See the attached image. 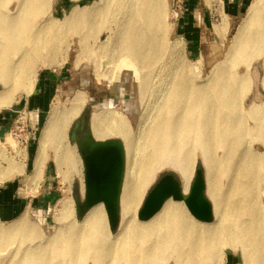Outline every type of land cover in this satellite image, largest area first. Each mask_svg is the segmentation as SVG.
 Instances as JSON below:
<instances>
[{
	"label": "bare ground",
	"instance_id": "bare-ground-1",
	"mask_svg": "<svg viewBox=\"0 0 264 264\" xmlns=\"http://www.w3.org/2000/svg\"><path fill=\"white\" fill-rule=\"evenodd\" d=\"M10 1H17L24 11L10 17L5 16L3 8ZM105 1L95 0L83 7L75 6L60 19L43 21L41 28L37 30V22L46 14L49 0H0V109L8 107L14 101L16 93L22 91L26 95L32 91L37 64H44L51 54L59 51L65 34L76 33L79 26L90 24L91 18L96 24L98 22L94 21L95 18L100 21L109 18L111 10H105ZM134 1L130 3L133 10L130 17L121 27L118 26L120 29L114 43L115 48L123 47L124 61L129 69L116 74L113 72L108 79L111 84L121 77L125 78V89L131 97L124 102V112L119 113L116 106H108L101 99H91L83 91L74 94L68 108L54 106L44 125L39 141L41 149L34 160L35 169L31 177V190L37 192L42 180L39 162L46 145L56 149L60 163L66 160L75 163L72 152L64 147L62 129L66 128L71 119L78 118L86 103L92 104L95 107L91 110L90 126L94 139H119L125 149L119 227L114 234L110 232L104 219V206L99 204L88 211L82 219L84 224L77 228L70 224L71 207H74L75 202L64 200L58 214V222L64 226L62 231L51 233L53 237L40 252L12 254L10 260L13 264H49L51 257L58 256V244L65 241L69 242L68 247L62 252L68 254L66 256L72 262L76 257H82L79 254L87 253V242L94 241L100 244L102 255L98 257L105 264H157L169 254H175L176 264H198L205 259L210 264H222L223 246L235 247L238 243L246 254L245 263L264 264V200H259L260 208L253 204L243 206L238 202L229 208L220 197L216 185L215 146L224 150L223 161L227 151L229 158H233L249 133L244 115H239L233 104L235 96L239 97L241 92L248 90V76L231 75L227 69L221 68L218 69L221 77L215 75L217 79L211 87H201L183 74L178 75L177 66L174 67L175 76L168 82L160 78L154 84L158 88L157 92H149V78L143 76L142 69L162 68L167 64L162 56L165 33L160 25V0ZM254 1L256 0L251 3L250 23L257 21L261 10L260 1ZM114 2L119 5L120 0ZM100 25L101 29L109 28ZM259 28V31L248 34L249 36L244 30L237 34L229 49L230 65H250L253 58L261 55L264 22H259ZM101 29H94L93 32H101ZM85 39L84 36L83 40ZM176 43L181 49L186 45L184 38L177 39ZM104 78H107L106 74H96L97 82ZM261 85L264 89V75ZM137 89L141 104V112L138 114L134 101ZM250 111V118H258L264 122V102L252 107ZM35 115L37 120L38 115ZM32 117L34 119V114ZM260 141L264 142V137ZM9 143L17 149V142L12 137L9 138ZM70 146L76 148L75 145ZM20 151L24 152L23 159L27 155L26 151ZM254 154L257 159L263 156ZM196 155L200 156L204 170L206 196L212 205L213 220L208 223L200 222L188 212L183 202L170 200L150 220L137 222L135 211L142 202L145 189L159 170L172 167L178 174L183 195L188 194ZM30 165L32 164L27 166ZM9 166L11 164L7 167ZM27 166L25 163L18 166L19 176L24 174ZM234 192L240 196L245 195L244 198L250 194L241 185H237ZM260 196L264 197V190ZM230 223L236 225V229L229 228ZM18 234L23 236H17ZM36 234V228L26 215L2 228L0 264H5L3 258L12 245L22 241L29 242L33 236L37 237Z\"/></svg>",
	"mask_w": 264,
	"mask_h": 264
},
{
	"label": "rangeland",
	"instance_id": "rangeland-1",
	"mask_svg": "<svg viewBox=\"0 0 264 264\" xmlns=\"http://www.w3.org/2000/svg\"><path fill=\"white\" fill-rule=\"evenodd\" d=\"M256 1H260L261 9L258 12L259 16L256 22L250 23L249 21L252 7L250 5L245 16L235 22L226 21L227 25L225 27H221L222 22L220 19L214 18L211 22L213 24V26H210L211 28L207 27L206 22L202 21L201 25L198 24L197 34H190V30L192 32L193 30L190 28L191 25L188 19L185 18L186 12H189V7L187 6L185 8L184 0H160L158 4L160 25L164 28L165 33L164 52L162 56L167 64L162 68L154 67L153 69H149L146 67L142 69L143 76H148L149 78L147 90L154 93L158 89L155 88L154 84L159 82L160 78L168 82L173 75H176L174 67L177 68V66L179 69L178 75L183 74L189 80H192V83L201 87L203 85L211 87L212 83L217 79L215 75L218 74V69L221 68L227 69L231 75L248 76V90L245 93L241 92L239 97L238 95L235 96L233 104L238 109L239 115H244L245 121L249 126V133L242 145L237 149V153L233 158H229L227 151L226 159L223 161L224 150L217 146L214 148L217 160V190L229 208L236 202L243 206L253 204L254 207L256 205L260 208L259 200H264V197L260 196L262 190H264V142L260 141L261 137H264V122L258 118L254 119L249 117L251 113L250 109L264 102V89L261 85V79L264 75V45L260 51L261 55L258 58H253L250 65L241 63L232 66L228 61L229 49L233 45L235 38H237V34H241L243 30L246 35L254 34L257 30H260L259 22H264V0ZM60 2L61 0H49L46 14H43L37 22V30L41 28L40 25L43 21L55 17L56 9L60 6ZM134 2V0H120L119 5L114 0H106L103 2L105 10H111L109 12V18L102 21L95 18L94 21L98 22V24L92 22L91 18V23L86 26H79L76 33L69 32L65 34L59 51L53 55L51 54L44 64H37L36 74L33 79L35 85L32 91L26 95L22 91L16 93L14 101L8 107L0 109V114L12 115L8 134L0 142L3 157H5L8 163L9 160H14L13 156H23L24 152L19 150L24 151L26 149L28 154L30 153L34 159L36 158L37 152H40L41 149L39 141L43 135L44 125L48 120L52 108L54 106L68 108L74 94L78 92H87L88 96L89 94L95 93L96 98L102 97L104 101H108L113 106H116L119 113L124 112V102L128 101L131 97L125 89V78L119 75L121 78L111 84L108 82V79L112 76L113 72L116 74V72L118 73L123 69H129V65L124 61L125 53L123 47L118 46L115 48L114 43L117 40L120 29L118 26L121 27L130 17L133 11L130 3ZM3 11L5 16L10 17L18 12L22 13L24 9L23 7L21 9V6L19 7L17 1H10L7 3V7L3 8ZM61 11L64 15L62 6ZM100 24L106 25L109 28L101 29ZM94 29H101L102 31L94 33ZM84 36L86 38L85 40H83ZM180 38H184L186 41L183 49L179 48L176 43V40ZM82 40L84 41L83 43ZM96 74H106L107 78L102 79L101 82H97ZM218 75L221 77L220 74ZM123 84L124 88H122ZM105 94L110 95L106 97ZM40 95L43 97L41 104L36 103V101H30L31 96L35 97ZM138 96L137 89L134 96V101L137 105V114L141 112V104ZM87 108L88 105L86 103L79 114ZM23 109L28 114V120L26 121L27 132L25 134L27 142L17 144V149L15 150L12 147L13 144L11 143V145L9 143V138L12 137L11 132L14 130V112ZM32 114H34V119ZM35 114L38 115L37 120H35ZM75 119H71L66 128L63 127L62 129V136L64 135L63 138L65 141L64 147H68V150L72 152L75 163H71L69 160L60 163L56 149H53L50 145H46L42 152L43 158L39 162L42 167V180L39 183L42 184V190L36 198L34 208L27 216V219L31 221V224L37 230V237L33 236L29 242L22 241L21 243L12 245L6 251L5 257L3 258L5 264H13L10 260L12 254H20L22 252V254L27 255L31 252H40L53 237L51 233L62 231L64 228L58 222V214L62 201L70 200L74 202L73 197L75 194L83 195V163L78 151L74 146H70L68 140V132ZM34 127L37 128L36 142L29 149V129ZM15 141L18 143L17 139ZM254 153L263 156L257 159L254 157ZM132 155L134 156V154ZM197 163L201 164L199 155H196L195 158L192 180ZM170 172L178 175L172 167L163 168L155 173L154 178L145 189L140 206L135 211L134 215L137 222L138 212L147 194L163 174ZM25 181L22 180V182ZM237 185L245 187L247 194H250L245 198V195H237L234 192V188ZM73 205L74 207H71L70 224L79 228L84 224V221L77 219L75 204L73 203ZM104 217L108 228L105 212ZM49 218L51 221H48ZM8 225L0 226V230ZM228 227L232 230L236 229V225L233 223H230ZM17 236L21 237L23 235L18 234ZM68 243L61 241L58 244V256L51 257L49 264H105V261H101L100 257H98L102 255L100 254L101 249L99 248L100 244L98 242H87L85 247L87 253L79 254L82 257H76L72 262L66 256L68 254L63 253L66 251ZM82 250H84L83 245ZM222 251L224 252L222 254L224 257L222 264H247L245 263L247 258L246 254H244V249L238 243L235 247L225 245ZM62 255L66 256V258ZM175 257V254H169L167 257L165 256L164 261L158 262L157 264H176ZM198 264H210V262L205 259V261H201Z\"/></svg>",
	"mask_w": 264,
	"mask_h": 264
},
{
	"label": "water",
	"instance_id": "water-1",
	"mask_svg": "<svg viewBox=\"0 0 264 264\" xmlns=\"http://www.w3.org/2000/svg\"><path fill=\"white\" fill-rule=\"evenodd\" d=\"M95 0H61L54 18H62L61 11L68 14L75 6L83 7ZM110 94H105L109 97ZM102 96V95H101ZM95 99V93L89 94ZM108 106H113L105 101ZM88 104L69 129V143L75 145L84 167V194H75L76 217L82 220L96 205L104 206L109 230L114 234L120 223V196L125 174V149L119 139L95 140L90 126L91 110ZM172 200L183 202L188 212L198 221L208 223L213 220L212 205L206 196L205 174L201 164L196 165L194 178L186 196L182 193L180 180L175 173L163 174L145 198L137 219L146 222L154 217L163 205Z\"/></svg>",
	"mask_w": 264,
	"mask_h": 264
},
{
	"label": "crops",
	"instance_id": "crops-1",
	"mask_svg": "<svg viewBox=\"0 0 264 264\" xmlns=\"http://www.w3.org/2000/svg\"><path fill=\"white\" fill-rule=\"evenodd\" d=\"M253 0H184L185 8L189 7V12H186V17L190 23V34H197L198 24L202 21L206 22V26L210 27L214 18L221 20V27H225L227 22H235L239 20L248 11ZM227 21V22H226ZM205 26V28H207ZM227 27V26H226ZM200 28V26H199ZM211 28V27H210ZM43 97L31 96L30 101H36L41 104ZM31 101V102H32ZM44 103V102H43ZM27 104V103H25ZM33 109V108H32ZM12 115L0 114V142L3 141L7 134L8 128L11 126ZM29 149L36 142L37 128H30ZM20 151V150H19ZM26 151V149L24 150ZM26 157L13 156L11 166L7 167L8 161L3 157V150L0 148V226L8 225L14 222L20 216L30 214L34 208L36 198L42 190V184H39L38 191L31 190V177L34 173L35 165L32 154L26 152ZM31 158V159H30ZM25 163L32 164L25 170L22 176H19V165ZM23 169H21V174ZM29 173V175H28ZM28 175V176H27ZM22 180H26L22 182ZM31 192L32 194H30ZM49 192V190H48ZM22 193H26L22 195ZM48 221H51L50 218Z\"/></svg>",
	"mask_w": 264,
	"mask_h": 264
},
{
	"label": "built area",
	"instance_id": "built-area-1",
	"mask_svg": "<svg viewBox=\"0 0 264 264\" xmlns=\"http://www.w3.org/2000/svg\"><path fill=\"white\" fill-rule=\"evenodd\" d=\"M14 115H15L14 124H13L14 130L11 132V136L17 139L18 141L17 144L26 143L27 137L25 134L27 132L26 121L28 120V114L24 110H19V111H15Z\"/></svg>",
	"mask_w": 264,
	"mask_h": 264
},
{
	"label": "flooded vegetation",
	"instance_id": "flooded-vegetation-1",
	"mask_svg": "<svg viewBox=\"0 0 264 264\" xmlns=\"http://www.w3.org/2000/svg\"><path fill=\"white\" fill-rule=\"evenodd\" d=\"M98 99H101L102 101H104V99H102V97H98Z\"/></svg>",
	"mask_w": 264,
	"mask_h": 264
}]
</instances>
